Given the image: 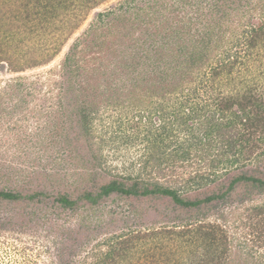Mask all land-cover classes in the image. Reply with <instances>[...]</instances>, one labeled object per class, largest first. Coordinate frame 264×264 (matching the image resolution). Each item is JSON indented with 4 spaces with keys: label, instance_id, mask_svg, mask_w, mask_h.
<instances>
[{
    "label": "trees",
    "instance_id": "16d2710c",
    "mask_svg": "<svg viewBox=\"0 0 264 264\" xmlns=\"http://www.w3.org/2000/svg\"><path fill=\"white\" fill-rule=\"evenodd\" d=\"M105 1L0 0V67L11 72L49 64L94 11L61 63L60 88L76 112L71 127L89 144L95 180L76 194L47 184L43 174L25 192L0 188V201L38 198L56 209L95 212L112 197L155 196L193 216L174 217L156 232L113 236L94 264H122L134 240L149 232L189 235L185 242L193 245L188 261L171 248L174 257H157L158 264L173 258L172 264H264V203H254L264 194V0H119L99 9ZM59 13L69 23L65 39L25 61L7 57L12 44L23 49L25 31L49 33L45 22ZM33 83L19 81L17 93ZM102 105L116 110V124L97 137ZM121 130L126 142L145 145L136 175L103 169L106 161L94 148L98 138L112 132L116 139Z\"/></svg>",
    "mask_w": 264,
    "mask_h": 264
},
{
    "label": "rangeland",
    "instance_id": "374dc122",
    "mask_svg": "<svg viewBox=\"0 0 264 264\" xmlns=\"http://www.w3.org/2000/svg\"><path fill=\"white\" fill-rule=\"evenodd\" d=\"M117 1L107 0L99 9ZM69 8L73 11V6ZM93 15L94 11L87 15L69 39H65L69 23L63 21L66 18L59 13L45 22L49 25V33L34 36L25 31L22 50L14 44L9 46L7 57L18 56L25 61L27 57L35 56L33 50L36 49L39 55L46 43L57 41V37L59 42L65 39L62 51L47 65L23 72H11L7 65L0 67V188L25 192L42 183L43 174L49 175L47 184L59 185L76 194L94 185L89 169L94 165L93 155L85 154L91 153L87 149L89 144L71 127L75 124L71 116L76 112L64 104L63 89L60 88L61 63L72 43L89 27ZM19 81L34 83L31 87H22L26 91L17 93ZM116 114L110 105L100 107L94 121L97 137L105 127L114 128ZM110 135L112 132L105 140H94V148L102 155L101 160L106 161L102 168L110 169L112 173L138 174L144 143L137 141L132 145L126 142L124 130L116 139ZM45 200L36 198L31 200L32 204L0 201V264H94L98 261L99 250L107 251L114 242L113 236L132 229L154 231L171 226L174 217L188 219L193 216L188 210L176 212L167 200L155 196L112 197L97 206L95 212L84 206L75 211L56 209ZM254 203H264V194L256 197ZM180 218L175 220L180 221ZM229 225L234 227L232 216H229ZM149 233L139 242L134 240L136 242L122 264H158L157 257L165 262L174 257L169 253L171 248H179L181 255H186V258L180 256V262L189 260L187 257L193 246L190 241L185 242L189 235L183 239L176 232ZM262 248L264 250V246ZM173 259L168 264H172Z\"/></svg>",
    "mask_w": 264,
    "mask_h": 264
}]
</instances>
